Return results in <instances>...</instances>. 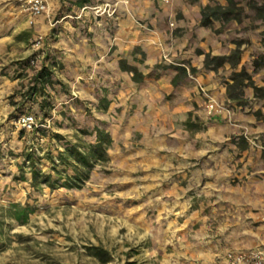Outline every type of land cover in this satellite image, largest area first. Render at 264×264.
<instances>
[{
    "label": "rangeland",
    "instance_id": "1",
    "mask_svg": "<svg viewBox=\"0 0 264 264\" xmlns=\"http://www.w3.org/2000/svg\"><path fill=\"white\" fill-rule=\"evenodd\" d=\"M151 1L170 11L164 22L173 34L183 31V13L173 9L198 6L201 15L206 6L228 5ZM232 2L237 19L204 27L200 18L225 55L197 51L206 69L222 70L225 101L198 84L193 68L161 51L158 68L174 72V86L188 78L197 84L181 124L189 136L162 146L160 136L144 141L147 136L128 129L120 107L110 109L104 87L80 97L61 64L33 47L34 37L45 35L12 36L16 31L6 23L19 18L0 12V264H212L238 244L261 251L264 0ZM132 52L135 60L121 67L140 82L149 75L139 66L140 49ZM234 52L238 58L213 59ZM215 112L221 115L214 118ZM26 113L36 118L33 131L17 123ZM167 150L175 154L166 157Z\"/></svg>",
    "mask_w": 264,
    "mask_h": 264
},
{
    "label": "crops",
    "instance_id": "2",
    "mask_svg": "<svg viewBox=\"0 0 264 264\" xmlns=\"http://www.w3.org/2000/svg\"><path fill=\"white\" fill-rule=\"evenodd\" d=\"M135 1L47 0L46 13L33 18L18 0H0V12H9L19 18L13 24L6 23L16 31L12 36L31 30L45 35L42 56L45 59L51 55L61 64L62 77L72 81L80 97H94L104 87L109 94L110 109L120 107L121 118L127 120L128 129L135 127L137 133L147 136L144 141H151V136H160L162 146L161 143L175 136H189L181 124L188 117L197 90V84L189 78L184 84L174 86L171 83L174 72L158 68L162 49L169 51L177 63L193 68L198 84L203 85L218 102L226 99L219 76L222 70L206 69L203 55L197 51L212 52L217 56L225 53L218 41L200 26V7L173 9L175 13L180 9L183 13V31L173 34L164 22L169 10H161L151 0H140L136 7ZM201 1L206 5V0ZM106 5L108 12L105 11ZM96 9L102 12L99 14ZM112 10L114 13L109 16ZM130 13L141 19L142 24L135 22ZM28 20L33 25L30 26ZM135 47L143 54L139 66H142L144 75H149L140 82H134L132 74L121 67V61L135 60V56L132 57ZM224 67L230 69L227 63ZM220 115L221 112H215L213 117ZM174 154L168 150L164 153L166 157ZM256 237L260 239L264 255V233H256ZM245 245L238 244L217 254L212 264L228 252H247L250 248Z\"/></svg>",
    "mask_w": 264,
    "mask_h": 264
},
{
    "label": "built area",
    "instance_id": "3",
    "mask_svg": "<svg viewBox=\"0 0 264 264\" xmlns=\"http://www.w3.org/2000/svg\"><path fill=\"white\" fill-rule=\"evenodd\" d=\"M26 6L27 10L31 14L33 18L41 16L42 14L46 13L48 10V3L47 0H22ZM127 3V1L125 2ZM105 8V7H104ZM107 9V5L105 8V11ZM108 12V9H107ZM114 13V10L112 12H109V16H112ZM43 43L44 39L43 36H38L33 43V47L37 50L43 49ZM42 52H40V55ZM39 55V56H40ZM32 63H35V60H32ZM213 109V105L210 106V112ZM17 123L19 127L25 131H33L35 128L38 127L36 118L33 114H22L19 115L17 118ZM264 264V255L262 251L259 250H249L247 252H239V253H233L228 252L226 253L219 261L216 262V264Z\"/></svg>",
    "mask_w": 264,
    "mask_h": 264
},
{
    "label": "trees",
    "instance_id": "4",
    "mask_svg": "<svg viewBox=\"0 0 264 264\" xmlns=\"http://www.w3.org/2000/svg\"><path fill=\"white\" fill-rule=\"evenodd\" d=\"M239 14L234 11L232 0H228V5L221 6H206L201 9V24L204 27H210L213 21H230L232 19H237ZM239 52H234L232 56L229 57H216L214 60H231L232 58H238ZM211 60L209 56L206 57L205 65L210 66Z\"/></svg>",
    "mask_w": 264,
    "mask_h": 264
}]
</instances>
